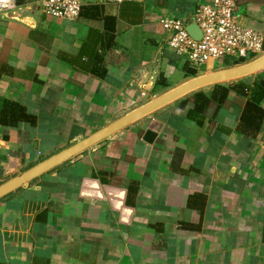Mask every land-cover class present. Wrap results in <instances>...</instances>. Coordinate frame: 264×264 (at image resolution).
I'll list each match as a JSON object with an SVG mask.
<instances>
[{
    "label": "crops",
    "instance_id": "obj_1",
    "mask_svg": "<svg viewBox=\"0 0 264 264\" xmlns=\"http://www.w3.org/2000/svg\"><path fill=\"white\" fill-rule=\"evenodd\" d=\"M78 1L74 21L42 0L0 16V186L191 79L250 63L184 77L160 20L208 0ZM238 3L239 24L264 35V0ZM213 86L0 198V264H264V119L255 138L238 133L233 93L215 116L186 118L180 103ZM151 120L162 128L148 145Z\"/></svg>",
    "mask_w": 264,
    "mask_h": 264
},
{
    "label": "built area",
    "instance_id": "obj_2",
    "mask_svg": "<svg viewBox=\"0 0 264 264\" xmlns=\"http://www.w3.org/2000/svg\"><path fill=\"white\" fill-rule=\"evenodd\" d=\"M15 5L16 0H0V13L13 10ZM238 6V0H208L199 3L188 18L161 19L167 49L197 74L225 69L224 62L243 61L239 64L243 65L256 60L264 54V35L239 24ZM41 11L53 18L74 21L79 17L81 3L78 0H42ZM191 24L199 29V39L187 32Z\"/></svg>",
    "mask_w": 264,
    "mask_h": 264
},
{
    "label": "water",
    "instance_id": "obj_3",
    "mask_svg": "<svg viewBox=\"0 0 264 264\" xmlns=\"http://www.w3.org/2000/svg\"><path fill=\"white\" fill-rule=\"evenodd\" d=\"M40 9V8H39ZM15 10H10L0 13V16L11 15ZM187 32L194 39L200 38V31L196 25L191 24L187 27ZM264 69V55L253 62L245 64L240 67L231 68L219 72H215L208 75H202L187 81L186 83L170 90L169 92L163 94L162 96L156 98L155 100L139 107L138 109L131 112L129 115L125 116L120 121L112 124L108 128L97 132L96 134L90 136L81 143L76 144L75 146L65 150L62 153H59L52 158L44 161L35 168L25 172L21 176L8 181L7 183L0 186V198L4 197L8 193L16 190L21 185L31 181L33 178L38 175L56 167L57 165L63 163L64 161L70 159L71 157L81 153L85 149L93 146L98 141H101L114 133L116 130H119L135 121H138L142 118H145L158 109L196 91L201 88H208L209 86L226 83L233 80H238L245 78L247 76L256 74ZM162 128V123L157 120H151L148 124L146 131L143 134V142L148 145H151L156 139L158 133Z\"/></svg>",
    "mask_w": 264,
    "mask_h": 264
},
{
    "label": "trees",
    "instance_id": "obj_4",
    "mask_svg": "<svg viewBox=\"0 0 264 264\" xmlns=\"http://www.w3.org/2000/svg\"><path fill=\"white\" fill-rule=\"evenodd\" d=\"M241 63L243 61L224 62L223 66L233 67ZM182 70L185 78L194 77L197 74L187 64H185ZM157 85H166L164 77L160 76ZM232 93L245 101L237 126V132L243 134L245 137L255 138L260 132L264 119V109L262 107L264 80L261 75H257L252 84L238 80L226 85H214L210 96L205 95L201 91L195 92L187 96L180 105L182 110H186V106L191 104V107L186 110V118L196 121L200 116L203 118L211 105L214 106L213 115L215 116L226 105Z\"/></svg>",
    "mask_w": 264,
    "mask_h": 264
}]
</instances>
